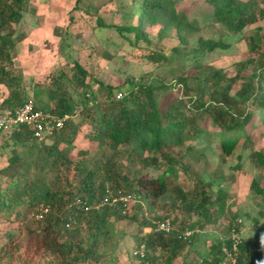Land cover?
Segmentation results:
<instances>
[{"label": "trees", "instance_id": "1", "mask_svg": "<svg viewBox=\"0 0 264 264\" xmlns=\"http://www.w3.org/2000/svg\"><path fill=\"white\" fill-rule=\"evenodd\" d=\"M134 1L131 18L134 20L136 16V22L111 25L121 34H132L133 40H127V49L145 48L143 57L150 63L170 61L172 54L168 50L150 45L148 25L160 24L158 33L173 28L178 41L185 43L199 19L178 8L181 0ZM26 2L0 0V85L8 89L0 102V109L4 111L27 101L22 79L7 67L11 63L9 49L13 46L15 25ZM206 3L215 24L231 36L237 35L234 41L246 40L251 56L236 61L232 75L197 59L192 63V74L181 71L175 79L174 85H180L181 95L166 100L170 85L151 77L149 80H143V76L138 80L131 78L122 96L115 98V89L101 81H96V89L92 90L91 84L85 81L87 71L77 62L68 70L59 63L51 69L49 81L41 84L46 85L45 89L40 87L41 91H36V96L43 94L48 102L34 104L56 115L77 113L49 136L50 144L37 147L30 142L37 140L24 126L12 129L9 134L23 147L21 154H12L0 167V220H9L12 214L22 223L25 220L22 211L26 208L32 214L39 207L46 211L41 218H34L44 224L36 231V237L27 239L26 254H20V245H14L17 229L0 232V260L5 258L2 264H37L32 243L52 256L51 264L95 261L101 256L99 248L113 234L109 218L125 217L124 199L144 201L151 211L155 200L168 188L174 190L175 198L181 202L182 220L174 227L175 219L154 217L157 222L168 219L171 228L167 232L153 230L143 236L136 248L143 245L144 253L137 257L148 264H174L176 258L179 264L197 263V258L182 254L192 245L195 231L186 239L182 232L189 227L201 229L215 224L216 218L224 213L226 190L220 188L214 193L211 183L189 172L183 157H204V146L212 136L218 138L220 148L225 151L240 139L244 147L252 146L248 128H257V122H264V33L256 31L245 36L242 32L246 26H253L264 18V0H206ZM99 25L106 26L101 22ZM229 48L226 39L198 37L195 51L204 56ZM69 84L75 87L78 99L69 93ZM80 128H86L84 136L96 142L92 159L84 158L90 153L86 149L78 151L81 159L68 156ZM199 142L204 144L198 151L195 148ZM61 144L63 147H58ZM250 155L253 162L264 164L260 151ZM149 167L160 170L159 174L142 179V170ZM178 170L194 179L192 194L172 185ZM118 195L125 198L111 204L112 197ZM104 199L110 204H100ZM74 219L76 223L72 224ZM188 219L190 222H185ZM143 223L150 224L147 220ZM238 224L226 221L223 237L212 241L204 255H200L201 264H222L223 246L230 243L226 236L232 227L239 232ZM245 246L241 241L238 264H247Z\"/></svg>", "mask_w": 264, "mask_h": 264}, {"label": "rangeland", "instance_id": "2", "mask_svg": "<svg viewBox=\"0 0 264 264\" xmlns=\"http://www.w3.org/2000/svg\"><path fill=\"white\" fill-rule=\"evenodd\" d=\"M134 3V0H27L21 19L15 25L13 46L9 49L11 63L7 65L6 61L4 62L22 79L26 100H31L38 106L48 102L43 94L36 96V91H39L40 87L45 89L46 85L41 84L49 81L51 69L57 63L66 70L72 67L74 62L81 65L88 73L85 81L91 84L92 90L96 89V81L113 87L115 93H122L127 89L131 78L138 80L143 76V80H149L150 77L162 80L170 85L166 91L167 100L181 95L180 85H174L175 79L181 71L192 74V63L197 59L205 60L232 75L235 72V62L251 56L246 48V40L234 41L237 35L231 36L210 19L211 8L206 0H181L177 4L178 8L189 11L199 22L193 31L188 33L185 43L178 41L173 28L158 33L162 27L160 24L148 25L146 31L150 45L161 47L172 54V59L166 63H150L143 57L147 51L145 48L127 49V40H133L131 33L121 34L111 25L130 23L133 20L131 16ZM99 21L106 26H100ZM133 21L136 22V16ZM256 31L264 33V18L242 30L245 36ZM198 37L226 39L230 48L199 56L195 51ZM140 44L143 45V42L140 41ZM67 87L73 98L78 99L75 87L71 84ZM6 89L0 85V102L8 93ZM76 113L74 111L73 115ZM256 116L255 119L258 117ZM257 124V128H248V133L253 139L252 146L247 144L244 147L240 139L229 151H225L220 148L218 138L212 136L204 146V157H183L189 172L202 178L204 182L211 183L214 193L216 189L226 190L224 213L216 218L215 224L206 225L201 229L188 228L195 231V236L192 237V245L185 248L182 254L187 253L188 258H197L196 264H201L200 255H204L211 242L223 237V230L226 228L224 224L228 220L239 223L238 234L246 245L245 262L264 264V164L253 162L250 155L253 151H260L264 155V122ZM10 133V130L0 132V167L5 165L6 159L12 154H21L22 151L23 145L14 142ZM85 133L86 128H80L72 148L68 150L71 159H81L78 151L85 149L90 153L84 158L92 159L95 156L96 142L84 136ZM30 142L39 147L50 144L52 140L48 137L43 141ZM203 144L199 142L195 150L199 151ZM58 147L63 146L61 144ZM159 172L160 170H154L152 167L145 168L141 177L150 179ZM172 182L173 186L181 187L185 193L192 194L195 190L194 179L182 170L177 171V176ZM254 185L262 192H257ZM124 200L122 211L125 217L119 220H114L113 216L109 218L114 227L113 234L107 243L99 248L101 256L95 261L88 259L80 264H148L140 262L137 257L139 254L143 255V245H140L138 250L136 245L147 233L157 231L156 226H152L153 223L157 225L154 217L161 215L173 218L174 227H178V221L182 220L179 210L181 202L175 198L173 189L168 188L160 195L151 211L148 203L144 201H137L136 198ZM22 212L25 215L22 223L12 214L9 220H0V232L17 229L18 238L13 242L14 245H20V254L23 255L26 254L24 246L27 239L36 237V231L44 223L36 221L34 214L27 208ZM131 215L136 218L133 219ZM194 218L193 216L191 220ZM12 219L14 221L10 222ZM146 220L149 225L143 223ZM185 222H190V219ZM31 247L35 250L33 259L37 264L53 262L52 256L37 245L32 243ZM4 259L0 260L1 264L5 262ZM179 262L176 258L174 264Z\"/></svg>", "mask_w": 264, "mask_h": 264}, {"label": "built area", "instance_id": "3", "mask_svg": "<svg viewBox=\"0 0 264 264\" xmlns=\"http://www.w3.org/2000/svg\"><path fill=\"white\" fill-rule=\"evenodd\" d=\"M121 96V91L115 93V98H120ZM71 116L72 115L69 113L56 115L36 106L31 100H27L11 111H0V132L6 130L11 131L12 129L18 130L21 126H24L31 132L34 139L43 141L52 133L60 130L63 127L64 122ZM124 198L125 197L122 195L113 196L110 203L112 204L114 201L122 200ZM77 202L79 203V201ZM107 202L109 203L107 199H104L100 204L103 205ZM45 211V208L40 207L36 214H34L35 218H41L42 213ZM71 223L75 224V219ZM157 225L156 230H162L165 232L169 231L171 228L168 219L158 221ZM67 226H69V224H67ZM191 233L192 231L190 229H185L182 232L183 239L189 238ZM226 238L230 243L223 246L224 257L222 264H238V247L241 243V238L234 227L230 229Z\"/></svg>", "mask_w": 264, "mask_h": 264}]
</instances>
